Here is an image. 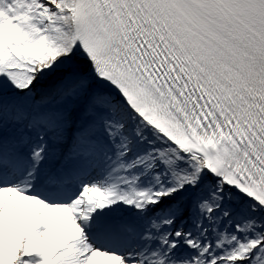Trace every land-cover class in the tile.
Masks as SVG:
<instances>
[{
  "label": "snow or ice",
  "instance_id": "6c2138e0",
  "mask_svg": "<svg viewBox=\"0 0 264 264\" xmlns=\"http://www.w3.org/2000/svg\"><path fill=\"white\" fill-rule=\"evenodd\" d=\"M0 264H264V0H0Z\"/></svg>",
  "mask_w": 264,
  "mask_h": 264
}]
</instances>
